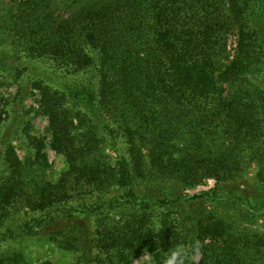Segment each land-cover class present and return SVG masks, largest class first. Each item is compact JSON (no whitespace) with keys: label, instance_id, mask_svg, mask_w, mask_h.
<instances>
[{"label":"trees","instance_id":"trees-1","mask_svg":"<svg viewBox=\"0 0 264 264\" xmlns=\"http://www.w3.org/2000/svg\"><path fill=\"white\" fill-rule=\"evenodd\" d=\"M17 8L28 56L84 75L65 78L67 91L38 85V112L48 118L53 148L69 164L56 185L44 182L39 152L22 161L9 143L3 154L0 208L6 218L28 204L44 213L17 225L13 231L21 238L63 236L61 248L85 253L88 247L100 252L109 237L117 244L123 229L105 230L96 243L91 219L108 218L124 204L135 210L157 204L143 201L146 157L166 177L182 173L183 183L217 181L209 193L165 199L171 205L206 200L230 204L232 211L242 207L244 218L264 214V196H242L236 183L255 162L264 190V91L252 82L264 72V0H27ZM230 36L237 38L236 54L219 62ZM114 136L128 143V157L105 154L116 151ZM29 139L39 147L40 140ZM88 191L97 196L82 203L81 192ZM207 222L194 220L196 240L204 248L211 240L222 249L217 256L230 254L233 261L231 253L241 246L229 241L232 225ZM128 236L159 255L158 235L146 222L133 223ZM123 248L118 259L125 258ZM244 255L242 264H264V239Z\"/></svg>","mask_w":264,"mask_h":264},{"label":"rangeland","instance_id":"rangeland-1","mask_svg":"<svg viewBox=\"0 0 264 264\" xmlns=\"http://www.w3.org/2000/svg\"><path fill=\"white\" fill-rule=\"evenodd\" d=\"M19 1L27 0H0V122H2L0 128V185L2 176H6L3 167V154L9 143L13 145L17 157L22 161L29 160L39 152L40 159L44 162V182L56 185L63 174L69 170V164L67 159L53 148L48 131V118L38 112V85L42 82L55 89L67 91L68 88L64 85L65 78L71 76L74 80H83L84 75H76L73 72H71L72 75H68L66 72L54 69L50 63H47V58L35 61L28 56V43L26 42L28 32L25 30V26L19 28L21 22L18 17H21L23 13L21 9L17 8ZM26 19L22 18V20ZM236 48L237 38L230 36L225 55L223 51L218 52V55L220 54L218 61L223 62L225 56L228 60H232L236 54ZM225 62H227L226 59ZM92 76L93 74L88 75L89 78ZM252 82L264 91V72L254 77ZM65 86L66 88H64ZM110 125L112 128L117 127V123L112 121ZM29 136L40 140L38 148L35 149L34 146H31ZM114 138L116 151L107 148L105 154L110 159L111 157L116 158L118 155L119 157H128L126 151L128 143L116 136ZM138 144L142 148V154L147 155L148 150L141 145L140 141ZM111 161L114 165V161ZM145 162L144 185L148 189L142 187V195L148 198L143 197V201L154 199L157 204L150 210H147V207L135 210L131 205L124 204L113 208L108 218L91 219V236L96 240V243L100 241L101 237H105V230L116 233L119 229H123L117 244L114 239L109 237L107 241L101 243L104 247L103 250L98 252L92 247H88L91 250L85 253L81 249L69 251L61 248L65 240L63 236H54V240L51 239L52 236L41 240L36 237L21 238L18 233L13 231L17 225L24 220L29 221L31 218L44 216V213H41L39 209L30 208L28 204V208L18 207L19 209L12 210L10 218H6L0 208V261L4 264H169L174 254L179 253L175 264H231V262L242 264L243 260H246L244 253L247 246L255 244L258 239H264L259 237L264 236V214L259 213V215L244 218L240 211L242 207H232L234 209L232 211L229 210L230 204L226 207L224 204L209 205L210 203L206 200L201 202L187 200L180 203L181 207L177 204L167 203L173 199V195L180 197L182 201L201 193L211 192L217 185V181L213 177H205L197 181L193 179L194 182L188 180L183 183L180 178L182 173L173 174L175 172H172L171 176L166 177L165 174L152 168L147 157ZM258 173L257 164L249 162L247 170L236 182L239 185L238 194L242 196L254 195L257 198L264 196ZM88 192H81L84 195L80 198L82 203L86 201L90 203L95 200L97 194L92 191V193ZM200 209L203 211L201 212ZM237 215L240 218H237ZM197 217L204 224L208 223L207 221L214 223L216 219L232 225L230 231L232 238L229 241L235 239L236 244L241 246V249L229 252L236 257L233 261L229 257L230 254L225 257L217 256L221 254L220 250L222 249L211 245V240L206 239L205 243L208 248L202 247L196 240L193 223ZM139 221L146 222V226L154 232V235H158L157 239L162 241L160 243L158 240L160 250L157 257L148 248L136 247L130 241L128 235L133 223ZM8 228L13 233L7 234L6 237L4 235ZM215 235L214 233L212 236L216 239L214 241L218 240L219 245L223 246L222 239H218L219 236ZM122 248L126 251V254H123L125 258L118 259L117 254H122ZM249 258L251 257L249 256Z\"/></svg>","mask_w":264,"mask_h":264},{"label":"clouds","instance_id":"clouds-1","mask_svg":"<svg viewBox=\"0 0 264 264\" xmlns=\"http://www.w3.org/2000/svg\"><path fill=\"white\" fill-rule=\"evenodd\" d=\"M179 255V253L174 254L172 260H170L169 264H175L176 257Z\"/></svg>","mask_w":264,"mask_h":264}]
</instances>
